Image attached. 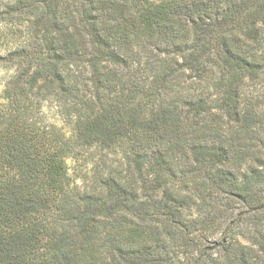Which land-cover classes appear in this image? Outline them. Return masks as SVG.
Masks as SVG:
<instances>
[{"label":"trees","instance_id":"1","mask_svg":"<svg viewBox=\"0 0 264 264\" xmlns=\"http://www.w3.org/2000/svg\"><path fill=\"white\" fill-rule=\"evenodd\" d=\"M0 64V264H264V0H7Z\"/></svg>","mask_w":264,"mask_h":264},{"label":"rangeland","instance_id":"2","mask_svg":"<svg viewBox=\"0 0 264 264\" xmlns=\"http://www.w3.org/2000/svg\"><path fill=\"white\" fill-rule=\"evenodd\" d=\"M7 0H0L5 2ZM14 67L0 64V89H2L7 80L13 75ZM43 121L47 124L63 126V116L55 101H46L41 107ZM119 156V154L116 155ZM115 153L103 150L98 147H90L81 150L78 154L66 158V166L70 175L72 185L80 188H89L96 184L95 181L99 173L106 171L105 163L109 164L112 160L114 164ZM105 162V163H104Z\"/></svg>","mask_w":264,"mask_h":264}]
</instances>
